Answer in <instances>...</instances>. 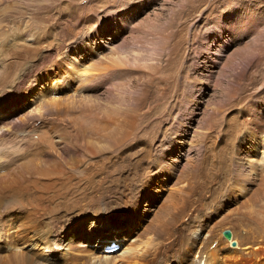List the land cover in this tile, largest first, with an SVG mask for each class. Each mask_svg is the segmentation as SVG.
<instances>
[{
    "label": "rangeland",
    "instance_id": "obj_1",
    "mask_svg": "<svg viewBox=\"0 0 264 264\" xmlns=\"http://www.w3.org/2000/svg\"><path fill=\"white\" fill-rule=\"evenodd\" d=\"M1 1L0 45L16 25L44 36L41 50L24 54L23 64L50 50L53 42L62 40L71 47V87L58 78L51 82L55 91L37 87L36 94L25 100L26 105L34 100L38 107L56 98V115L38 112L50 123L26 132L33 131L36 138L50 135L56 141L62 137L66 145L50 146L23 132L22 141L15 132L9 145L58 156L62 171L51 178L59 184L70 181L64 188L59 186L60 192L65 193L74 181L83 183L70 187L64 197L86 187L88 197L96 202L86 217L97 224L84 231L102 233L107 222V229L121 234L113 253L104 252L113 240L98 245V250L104 248L101 253L93 246V259L105 253L121 263L126 249L152 250L155 232L169 227L176 204L188 196L189 183L195 195L209 204L202 220L212 227L221 222L223 232L235 231L236 241L247 230L264 237V0ZM67 5L71 30L65 35L58 18ZM44 6L50 12L39 13ZM112 54H128L125 68L109 62ZM36 105H29L26 112L17 109L18 118L36 114L32 110ZM18 107L22 109V101ZM114 129L117 139L111 134ZM220 167L234 172L224 190L217 191L211 178ZM210 190L220 191L219 198H209ZM95 208L97 213L92 211ZM21 223L16 220L8 232L10 245L22 231ZM234 223L243 226L236 228ZM77 226L65 245L78 240ZM64 234L56 236L64 238ZM2 238L0 264H10L12 259L7 258L14 250ZM30 247L24 246V251L31 252ZM53 250H35V261L66 264L68 250Z\"/></svg>",
    "mask_w": 264,
    "mask_h": 264
},
{
    "label": "bare ground",
    "instance_id": "obj_2",
    "mask_svg": "<svg viewBox=\"0 0 264 264\" xmlns=\"http://www.w3.org/2000/svg\"><path fill=\"white\" fill-rule=\"evenodd\" d=\"M10 5H13V2ZM67 6L68 10L66 9L62 12L58 18V21H63L62 24L64 23L65 35H68L71 30L69 12L71 6ZM52 7L51 5V10H53ZM50 8L44 6L40 9L39 13L44 14L46 11L50 12ZM41 21L44 20L41 19ZM73 24L71 22L72 26ZM40 32L34 28L29 29L28 27L22 30L21 25H16V30L8 34L3 44L0 45V236L2 235L5 244H8L14 250L11 257L9 256L7 258L9 260L12 259V261L10 260V264H38L39 261H35L33 256L35 255V250L45 249V251L54 252V248H66L68 250L69 260L66 261V264H92L91 262L93 261H95L94 264H264V237L252 236L247 230L245 235L240 234L244 237H240L241 240L236 241L238 236L235 231H232V240H227L223 235L224 225L221 222L212 227L207 219L202 220V214L205 216L203 211L209 204L208 202L204 203V197L202 195H195L196 193L194 192L196 191L193 192L194 188L191 183H189L188 188L185 190L188 196L181 197L178 204H176V213L172 216L171 221H169L170 225L167 224L169 227L165 230L155 232V239L153 245H151L153 246L152 250L146 246L142 250H135L134 252H132L133 250L130 251L128 249L129 251H127L126 249L122 253V259L124 260L121 263H117L114 256L106 255L110 254L107 252L106 254L103 253V256H98V258L94 257L93 259L95 250L99 244L102 245L104 241L108 243L111 240L120 242L123 239L121 234L116 230L107 229L106 227L109 225L107 222L105 224L108 225H105L102 233L97 234L94 231H84L88 227L91 228L97 224L95 220L88 222L87 220L89 219L86 217L88 212H90V205L94 204L96 206V202L90 200L92 197H88L86 187H82L78 191L75 190L71 195L64 197V194L68 193L70 187H79V184L83 183H75L74 181L73 184L70 183L71 186L65 193L60 192L59 186L64 188L69 185L68 182L70 181L59 184L57 180L51 178L62 171L61 162L58 163L56 161L58 156L56 157L54 154L44 151L40 153L37 150H35L36 152H27V150L25 152L22 151V144H19L20 146L18 145L17 147L9 145L10 137L15 132L20 133L21 141L23 132L28 137L31 136L29 137L30 139H41L49 142L50 146L52 144L59 148L65 144V140L62 137V141H60L61 139L56 141L57 138L55 139L50 135L45 134V137H41L40 135L36 138L34 137V133H32L33 131L26 132L29 128L37 129L41 124H48L49 121L47 122V120H42L39 117L40 110H43L46 114L51 113L56 115L57 103L56 98H54L50 104L44 106H41V104L37 107L34 100L26 105V98L31 96L30 94L32 92L36 94L37 87H41L43 91H55V85L51 86V82L58 78L65 81V86L71 87L70 78L68 77L73 74L69 66L73 61L71 55L72 50L70 45L62 40L56 43L53 42L50 50L45 52L40 51L36 56L30 57L31 59L29 58L27 63H22L25 59L24 54H27L31 49H38L40 47L39 45L44 37H42ZM39 49L41 50V47ZM133 53L134 55L139 54V52L135 53L134 51ZM110 57L109 62H114L122 66H124L125 59L129 60L128 54H112ZM59 62H62V64L58 65ZM56 65L58 67L55 68L54 66ZM16 66H20L21 68L17 69V71H11ZM21 101L22 109L18 107ZM29 105L30 107L36 105L34 108H39V111L33 108L32 110L36 114H27L25 117L18 118L19 114L17 109L19 112H26L25 110H27ZM16 118L18 119L16 120ZM105 126L107 127V125ZM111 134L115 139L119 135L117 129L112 130ZM62 136L64 137V135ZM121 137L123 136L121 135ZM64 138L66 139V137ZM66 141L68 142V140ZM110 141L108 140V142ZM72 148L70 147V149ZM85 148L89 150V147ZM53 150L58 151L57 148ZM75 152L78 151L76 150ZM233 172L229 167L216 169L214 178H211L212 187L214 188L216 186L217 191L222 187L224 188L230 178L228 176L232 175ZM79 180L81 181V179ZM216 190L208 191L211 194L209 198H216L220 192ZM191 191L193 193H190ZM44 193H46V196ZM194 195L195 198H193ZM102 197L104 198V196ZM92 211L96 212L97 209L95 208ZM106 211L107 209L104 212ZM41 214L46 216V218L44 216L45 219L42 218ZM186 217H188V223L181 225V220ZM95 219L97 220V218ZM16 220L22 222V227L20 226L22 229H19L22 231L17 234V239L14 242L12 241L10 245V243L6 242L9 237L8 232L12 229ZM238 224H235L236 228L243 226L242 224L241 226ZM76 226L77 229H80L77 231L78 240H74L71 244L65 245L72 234L73 228H76ZM59 232L65 233V237L60 238L56 236ZM53 234H55V238L50 239L49 235ZM21 242L22 247L20 245ZM233 242H236V246L232 245ZM107 243L104 247L107 246ZM29 244L33 250L31 252L24 251V246H28ZM102 249L104 250V248ZM101 250L97 249V252L101 253Z\"/></svg>",
    "mask_w": 264,
    "mask_h": 264
},
{
    "label": "water",
    "instance_id": "obj_3",
    "mask_svg": "<svg viewBox=\"0 0 264 264\" xmlns=\"http://www.w3.org/2000/svg\"><path fill=\"white\" fill-rule=\"evenodd\" d=\"M223 235L227 240H232L233 238L232 232L230 230H225ZM232 245L236 246V242H233Z\"/></svg>",
    "mask_w": 264,
    "mask_h": 264
}]
</instances>
